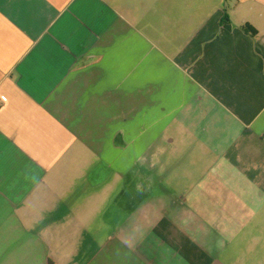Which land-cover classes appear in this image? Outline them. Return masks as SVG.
Segmentation results:
<instances>
[{
  "label": "crops",
  "instance_id": "crops-1",
  "mask_svg": "<svg viewBox=\"0 0 264 264\" xmlns=\"http://www.w3.org/2000/svg\"><path fill=\"white\" fill-rule=\"evenodd\" d=\"M50 263L264 264V0H0V264Z\"/></svg>",
  "mask_w": 264,
  "mask_h": 264
},
{
  "label": "trees",
  "instance_id": "trees-1",
  "mask_svg": "<svg viewBox=\"0 0 264 264\" xmlns=\"http://www.w3.org/2000/svg\"><path fill=\"white\" fill-rule=\"evenodd\" d=\"M241 28H242L243 31H245L246 33H248L250 35H255L256 34V31L248 24H244L243 26H241Z\"/></svg>",
  "mask_w": 264,
  "mask_h": 264
}]
</instances>
